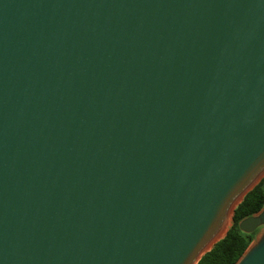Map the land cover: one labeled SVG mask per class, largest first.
Here are the masks:
<instances>
[{
    "label": "water",
    "instance_id": "water-1",
    "mask_svg": "<svg viewBox=\"0 0 264 264\" xmlns=\"http://www.w3.org/2000/svg\"><path fill=\"white\" fill-rule=\"evenodd\" d=\"M262 178L264 0H0V264H197Z\"/></svg>",
    "mask_w": 264,
    "mask_h": 264
},
{
    "label": "trees",
    "instance_id": "trees-1",
    "mask_svg": "<svg viewBox=\"0 0 264 264\" xmlns=\"http://www.w3.org/2000/svg\"><path fill=\"white\" fill-rule=\"evenodd\" d=\"M264 207V178L249 191L240 204L235 208L232 226L226 235L206 252L197 264H236L250 243L254 240L255 232L243 233L238 223L251 215L258 213Z\"/></svg>",
    "mask_w": 264,
    "mask_h": 264
},
{
    "label": "bare ground",
    "instance_id": "bare-ground-1",
    "mask_svg": "<svg viewBox=\"0 0 264 264\" xmlns=\"http://www.w3.org/2000/svg\"><path fill=\"white\" fill-rule=\"evenodd\" d=\"M240 201V198H238L235 202H234V204L232 205V207H234L238 202ZM231 212V211H230ZM232 213V212H231ZM231 213H229V215H228V222H227V225H226V227L230 224V221H231ZM226 227L218 234V236H217V238H219V237H221L223 234H224V232L226 231ZM216 238V239H217ZM209 247V244L203 249V251H205L207 248ZM202 251V252H203Z\"/></svg>",
    "mask_w": 264,
    "mask_h": 264
},
{
    "label": "rangeland",
    "instance_id": "rangeland-1",
    "mask_svg": "<svg viewBox=\"0 0 264 264\" xmlns=\"http://www.w3.org/2000/svg\"><path fill=\"white\" fill-rule=\"evenodd\" d=\"M227 222H228V219H226L225 224H224V227H226ZM230 225H231V221H230V224L226 227V230L230 227ZM262 233H263V229L257 230V231L255 232V235H254V242H253V243H255V240H256L257 238H259V237L262 235Z\"/></svg>",
    "mask_w": 264,
    "mask_h": 264
}]
</instances>
